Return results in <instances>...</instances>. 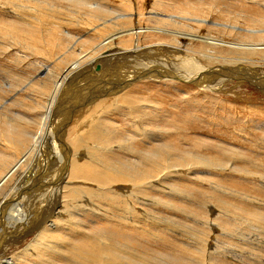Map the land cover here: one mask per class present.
<instances>
[{
    "label": "rangeland",
    "instance_id": "obj_1",
    "mask_svg": "<svg viewBox=\"0 0 264 264\" xmlns=\"http://www.w3.org/2000/svg\"><path fill=\"white\" fill-rule=\"evenodd\" d=\"M123 12L134 13L135 17L132 20H125L124 25L123 23L119 26L112 25V20L118 19L120 15H127ZM45 13L48 15L46 16ZM16 26H22L24 31L27 30L24 34H18L13 30L17 28ZM122 26L155 30V34L143 32L138 35L139 44L143 47L161 42L172 45L171 36L162 34L159 36L157 32V30H169L178 34L175 45L184 48L183 51L178 50L172 55L160 51L158 56L141 57L136 64L133 63L135 67L140 66L139 62L148 63L153 59V62L157 63L161 59L164 61V55L169 57V59L166 58L167 61H172L174 57L182 54L180 59L212 68L219 63L216 60H208L200 56L201 54L213 53L215 56H224L226 53H231L230 58L243 59L246 56L239 55L240 51L229 48L232 47L229 44H264V0H131L128 2L124 0H0V29L13 28L5 38L0 37V129L5 130L6 123H9L32 137L36 135L39 131L37 120L46 112L45 106L52 94L56 77L62 75L71 66L70 64L76 61L79 53H86L92 48V44H98L100 40L102 41L101 38L113 34ZM32 30L33 32L36 30L34 33L39 31L37 33L40 38L38 47L49 48L51 54L44 56L42 50L32 51L27 47V40L32 42ZM64 31L70 32V39L64 37ZM189 35H197L202 40L206 38L217 40L221 46L208 44L202 40V42L190 40ZM131 41L128 42L125 37L117 40L116 51L133 48L136 38ZM211 46H214V50L209 49ZM235 51L238 53L235 54ZM103 52L99 53L95 50L94 54L88 55L91 60L82 61L81 70L73 72L71 78L65 82L66 88L59 94L58 101L61 102L59 104H62L63 97L67 95L66 97L70 98L73 94L72 100H67L62 106L66 104L67 107L73 106V109L77 106L78 109L83 108L85 111L83 100L88 99L90 94L94 95L96 85V82L90 81L96 79V76L92 74L100 73L102 69L100 61L92 63V60L101 58ZM183 52L187 55L184 56ZM246 59H249L248 64L255 65L253 68L261 67V71L257 73L263 74L264 77V62L249 57ZM115 60L118 61V59ZM115 60L112 63L116 64ZM220 62L225 61L223 59ZM125 63L126 61L118 63L120 67L116 73L120 76H123L120 73L126 72V68L122 67L126 66ZM173 63H176L175 60ZM216 68L214 67V70ZM110 69L111 66L109 71ZM233 70L238 76H248L241 69ZM169 78L175 82L159 83V79L150 77V81L133 85L134 87L127 93L128 97L133 98L132 101L142 103L154 110L147 120L148 126L161 128L164 131L163 137L158 139L145 137L142 130L135 133L136 136L133 135V137L138 139L139 152L146 149L142 153L147 154L155 149L153 146L171 144L176 152L171 153L173 156L192 153L213 160L223 167L229 164L228 160L234 159L233 162L236 163L234 166L239 171L235 174H227L230 170L226 173L221 171V173L212 169L208 174L207 168H196L195 170L204 173L189 177L185 170L172 180L169 188L165 189V185L157 184L158 189L147 192L145 198L146 201L155 199L157 203H161L158 208L146 209L150 226L149 223L142 224L141 220L136 218L137 216L133 224L134 228L126 227L123 221L117 225L114 220L125 218L126 213L112 207L115 200L99 201L96 203L97 206L110 205L100 207L105 213L102 210V213L93 215L87 208L88 211L79 212L77 215V219L85 226L87 233L85 235L88 240L83 239L80 234L75 235L69 232L66 233L67 237H64L60 232L58 233L62 235L65 243L82 253L88 252L87 249L95 238L96 241L102 240L107 245L130 249L131 253L134 252L132 254L148 258L149 262L154 264H162V260L164 264H264V226L253 218V216L264 218V90L258 86L253 87L246 81L242 87H239L242 90H239L240 95H237L236 89L239 82L234 80V82L229 81L233 84L230 85L229 82L226 84H229V87H236L235 90L229 89L234 92L232 95L229 92L200 90L190 83L179 82L175 74ZM216 78L223 80L224 83L229 80L221 76ZM254 79L257 81L256 78ZM262 86L264 87V84ZM72 90L77 91L73 93ZM79 90L81 92L85 90V92L79 93ZM81 94L85 97H81ZM89 108L86 114L84 111L79 112L78 119H75L72 127L70 126L71 129L69 130L70 127L67 129L70 131L67 139L73 148L78 150V147L84 146L86 133L83 131L89 129L90 125L94 127L92 125L94 123L91 124V122H95V114L101 112V108H107V111L101 113L106 120H100L99 127L108 128L109 125H115L114 129L108 130L110 137L117 138L114 143L124 141L131 136L132 131L126 125L124 117L111 113L112 109L106 103L97 109L94 106ZM58 121L59 119L56 118L55 122ZM61 124L59 121L55 129L60 130ZM139 124L143 126L141 121ZM73 137L79 140L78 143ZM89 142L92 145L97 143L93 139ZM118 153L119 155L115 157H109L110 159L104 157L101 160H105L103 162L108 165L122 160L123 163L128 161L121 151ZM12 154L10 145L0 138V172L8 170L6 162H15L16 158L18 160L21 158L20 154L14 158ZM51 158L48 151L33 153V158L27 162L26 167L3 187L0 199L5 197L7 200L12 199L15 194L13 187L17 186V190L21 193L18 200L22 199L24 204L28 201H32V204L44 202L43 206L38 208L39 210L34 209V214L26 213V215L32 220H35L33 216H42L48 209L46 206L50 198L48 194L52 195L57 184L56 171L57 169L60 173L62 171L59 166V156ZM11 203L12 200L6 204V209L8 208L7 211H9L7 213L11 211ZM14 206L13 210H15ZM138 207L140 208L136 206ZM8 227L12 233L10 225ZM1 234L2 231L0 236ZM69 236L72 237L68 238ZM11 239L8 237L4 243L6 246L13 245L8 249L12 260L21 261L20 264H40L39 261L27 262L28 259L23 258L22 254L24 246L16 245L18 238L15 242ZM28 241L27 239V243Z\"/></svg>",
    "mask_w": 264,
    "mask_h": 264
},
{
    "label": "bare ground",
    "instance_id": "obj_2",
    "mask_svg": "<svg viewBox=\"0 0 264 264\" xmlns=\"http://www.w3.org/2000/svg\"><path fill=\"white\" fill-rule=\"evenodd\" d=\"M124 1L128 2L131 0H124ZM124 14L127 15H120L118 19H115L114 21L112 20L111 24L119 26L120 23H123L122 25H124L125 20L127 21L132 20V18L135 17L134 13L133 14L124 13ZM47 15L48 14H46V16ZM34 18L32 20H34ZM27 21L25 22L27 23ZM35 26H37V24ZM105 26L107 27V25ZM16 27L15 28L17 30L13 29L12 27H10L8 30L6 27H4V29H0L1 39L3 37L5 38L8 35L9 31H11L12 29L18 34H24L25 31L27 30L26 29L24 31V28L22 26H16ZM28 27L30 28L29 25ZM129 27L122 26L119 30L117 29L113 34L101 38L102 41L101 40L99 42L97 41L98 44L97 43L92 44L91 49H88L84 54H82V52L79 53L77 58L75 57L76 61L71 63L70 64L71 66L68 69L65 68L66 70L62 75H58L56 77V80L53 82L54 88H52V92H51L52 94H50L51 96L49 98V101L45 106L46 112L42 116V118L37 120L39 123L38 125L39 131L36 133V135L32 137L30 134L24 133L23 132L24 130L21 131V129L19 130V128H16L14 125L9 123H6L5 130L0 129V133H1L0 138L2 139L3 142L10 145V149L13 151L12 154L13 158L16 157L17 154H20L21 156L19 160L16 158L15 162L12 161L14 159H10L12 161L11 163H13L12 165L11 163L6 162L5 165L6 167L8 165L7 167L8 170H6V172L4 171L5 173L2 171L0 172V192L2 191L3 187L6 184H8V182L13 177L18 175L23 170V168L26 167V165L28 164L27 162H30L32 160L33 153L35 152L38 153L39 151V153H42L43 151H48L52 158L59 156L58 158L59 166L62 170L61 173L58 171V169H57L58 172L56 171L57 175L55 177L57 184L55 185L52 195L48 194V196H50V198H48V202L46 203L48 209L43 214L44 216L42 215L43 217L42 216L38 217V215L36 217L33 216L35 220H32L28 215H26V213H28L29 215H31L32 213L34 214L33 212L34 209H38L40 206H43L44 202L40 201L37 202L36 204H32V201L31 202L28 201L26 204H24L22 202V199L18 200L21 196V193L17 190V186L16 188L13 187L14 188L13 192L15 191L14 192L15 194L13 195L12 199L7 200L6 197L0 199V219H1L0 229L2 231V234L0 236V264L21 263V261L16 262L15 260H12L11 257H9L10 251L8 253V249H10L9 246H13V245L9 244L8 246H6V243H4L5 242L4 240H7L8 237L12 238L11 239L12 242H15V239L18 238V243L16 245H18V247L24 246L25 249L22 252V254L24 255L23 258L28 259L27 262L32 260V261H39L40 264L41 263L154 264L149 262L148 258L140 257L137 254H132L134 252L131 253L129 251L130 249L107 245L102 240L96 241L95 238H93L94 241L90 245L89 249H87V247L85 246L86 247L85 249H87L88 252L82 253L81 251L75 250L72 246L68 245V243H65L64 242L65 240L61 236L63 235L64 237H67L66 233L71 232L74 233L75 235L80 234V236L83 237V239H87L85 226L82 224V222L79 219H77V215L79 212L88 211L87 208L91 211L93 215L94 214L98 215V213L101 212L102 210H103L102 212H104V209L100 208L101 206H110L109 204L97 206L96 203H98L99 201L112 202L115 200V202H113L114 204L112 203L113 204L112 207L117 208L120 212L124 211L126 213L125 218L115 219V220L113 219L114 222L117 223V225L118 223L120 224L123 221V224L126 227L134 228L133 224L136 221L135 217L137 216L136 218H139L142 224L149 223L150 226V222L148 221L147 218L149 214L147 213L146 209L149 207L158 208L160 207L161 203H157L158 201L156 202L155 199L146 201L145 198L147 196V192L158 189L157 184L165 185V189H167V187L169 188V184L172 182V180L175 179V177H178V174H182L185 170H186L185 173H187L189 177L204 173L195 170L196 168L197 169L207 168L208 174H210L209 172L212 171V169L219 172L223 171V173H226L227 170H230V172H227V174H235V172L239 171L238 169H236V166H234L236 164L235 162H233L234 159L228 160L229 164L228 165L226 164L227 166L223 167L221 166L220 163H219L220 165H218L213 160H209L204 156L199 157L200 155L197 156V155H193L192 153L183 156H178V155L173 156L171 153L175 154L176 152L174 151L175 148H173L171 144L164 143L153 146L155 147V149L152 150V152H148L147 154L142 153L146 149L139 152L137 148L138 139L136 140L133 137L135 133H138V131L142 130L143 135H145V137L158 139L160 137H163L164 131H162L161 128H151L148 126L149 124L147 120L148 118H150L154 110L146 105H143L142 103L140 104L138 102L132 101L133 98L128 97L127 93L131 88L134 87L133 85L139 82L147 83V81H150L151 80L150 77L159 79L160 80L159 83L169 82V81L175 82L174 80L169 78V76L173 74L178 76L179 82L182 81V83L184 84L190 83L192 85L197 86V88L200 90H205L209 92H218V93L229 92L232 94L234 92H231L232 90L230 91L229 89L232 88L235 90L236 87H232V86L229 87V84L228 85L226 84L229 81L234 82V80L239 82L238 84L236 82V84L238 85V88L236 89L237 95H240L239 90H242V88L239 89V87H242V84L246 81L251 83V86L253 87L258 86L264 90V87L262 86L264 84L263 74L257 73L261 71L260 69L261 67L258 69L253 68L255 65L248 64L247 61H249V59H246V57L247 58L249 57L252 59H260L262 60L261 62H264V44L263 43L248 44V45L229 44L230 46H232L229 48H233L234 50L240 51L239 55L246 56L243 59L234 58V57L230 58L231 53H226L225 55H227V57H224L225 55L215 56V54L213 55V53L201 54L200 56L208 60H216V62L219 63L217 64V66H212V68L210 66L202 65L201 63L196 64L193 62H187L186 59H180L182 58L181 57L182 54L179 53H178L179 56L174 57L172 61L171 60L167 61L166 58L169 59V57L164 55L165 62L163 61V59L161 60L159 59L160 62L157 63V62H153L154 60L153 59L148 63L139 62L140 66L135 67L133 66V63L136 64L141 57H150L151 55L158 56V54H160V51L161 52L163 51L165 54L172 55V54H176L175 52H177L178 50L181 51L184 48L179 47L174 43L177 40L176 38H178L177 33H175L174 31L172 32L169 30H157V29L156 30L157 32H159L158 33L159 36H161L162 34L163 36L172 37L173 46L169 43L161 42V43L153 44L151 46L143 47L139 44L140 37L138 35L143 32H149L148 34H155L154 32L155 30L148 28H146L145 30L144 28L133 29V27L131 28ZM34 32L33 34H31L33 35L31 37L32 42H30L29 40H27L26 42L27 47L32 51H35V49L42 50L44 56L45 54H51L49 48L46 49L45 47L44 48L38 47V43L40 41L38 39L40 38H38L39 34L37 33L39 31L36 33ZM70 35H71L70 32L64 31V37L70 39L71 38ZM17 36L18 35H16V37ZM124 37L127 38L128 42H132L131 40L133 39L134 41L136 38V44L133 45V48L131 49L128 48L125 50L116 51L117 50V48L115 47L116 41ZM189 38L190 40H195V41L197 40L200 42L206 41L208 44H212V45H220V43H218L217 40L211 38H206L205 40H202L199 39V36L197 35H189ZM178 43L179 42H177V44ZM17 44L19 45V43ZM124 46L126 45L124 44ZM213 47L211 46L209 49ZM95 50H97L99 53L103 51L105 52L102 53L101 58L92 60V63L96 61H100L102 69H100L101 70L100 73L92 74L96 76V79H91L90 81L96 82V85L94 86V92H93L94 95L91 96L90 94L88 99L83 100V105H85L84 108H86L85 111L83 108L78 109L77 106L74 109L73 106L67 107L68 105L66 106V104L65 106H62L64 105L63 103L66 102L67 100L71 101L73 95L71 94L70 98H67L66 95L65 98L63 97V99H61V101L63 100L62 104H59L61 103L58 101V99L60 98L59 94L64 88H66L65 82H67L69 78H71L73 72H77L78 70L79 71L81 70L82 61L91 60V58H89L88 55L94 54ZM188 51L191 52L189 48ZM237 51H235L234 53L235 54L238 53ZM185 55L187 54L184 53V56ZM115 59H118V61H116ZM223 59L225 62H220V60ZM114 60L116 64L112 63V61L114 62ZM174 60L176 63H173ZM178 60H180V62ZM120 61H126L125 63L126 66L125 65L122 66L123 68H126V72L125 74L120 73L123 76H120L118 73H116V71H118L117 70L118 67H120L118 65ZM109 66H111L110 71H109ZM214 67L217 68L214 70ZM233 69H241L243 72H246L248 76H238L236 71ZM218 76H221V78L227 77L229 80L224 83L223 80L216 78ZM253 77L256 78L257 81ZM89 84L91 83L89 82ZM231 84L233 83H230V85ZM245 84L243 86H245ZM74 91L73 93H76V91L75 92ZM82 92L80 91L79 93ZM81 97H85V96H82L81 94ZM105 103L112 109L111 113L113 114L117 113L124 117L126 125L132 131L131 136H129L124 141H117L116 143H114L115 142L114 140H116L117 138L114 139L115 137L114 138L110 137L108 130L114 129L115 125L114 124L109 125L108 128L99 127V121L105 119V116L102 115L101 113L107 111V108H101V112L95 114V122H91V124L94 123L92 124L94 125V127H91L90 125L89 129L83 131L84 133H86L84 146L78 147V150L76 148H73V145L70 142H68L67 136L70 133L69 130L71 129L72 124L75 122V119H78L77 117L80 114L79 112L82 113L84 111V114H86L87 108L94 106L97 109L100 108ZM62 117H64L65 119H63ZM56 118H58L59 121L62 123L61 124L62 127L60 130L55 129V125H58L59 123V121L57 123L55 122ZM61 118L63 119L62 121L60 120ZM139 121L143 123L142 126L143 128L140 126ZM68 128L69 130L67 131ZM73 138L78 143L79 140L76 137ZM91 139H93L97 143L92 145L89 142ZM69 141L71 140L69 139ZM49 145H51V147ZM124 145H126V147ZM120 151L121 154L124 156V158L127 159L128 161H124L123 163L122 160V161H118L117 163H111L110 165H108L104 163L105 160H103L104 162L101 160V158L104 157L105 158L107 157V159L109 157L111 158L112 156L115 157L119 155L118 152ZM178 153L179 152L177 151V154ZM5 168H3V170ZM9 198H11V196ZM11 200H12V203L10 204L12 205L10 208L11 211L10 213H7L9 211H7L8 208L6 209V204L8 202H11ZM14 201H16L15 204H13ZM13 206L15 210H13ZM136 206H140V208L139 207L136 208ZM44 209H46L45 206ZM95 212H97V214ZM262 217L253 216V218L256 220L257 223L260 222L261 225L264 226V218ZM151 224H153V222H151ZM5 225L7 228L5 227ZM8 225H10V229H12L13 231L12 233H10V230L8 229L9 228ZM58 232H60L62 235ZM70 237L72 236H69L68 238ZM27 239L29 240L28 243H27ZM78 239L80 240V238ZM162 261L164 262V260ZM163 262L162 264L165 263Z\"/></svg>",
    "mask_w": 264,
    "mask_h": 264
},
{
    "label": "water",
    "instance_id": "obj_3",
    "mask_svg": "<svg viewBox=\"0 0 264 264\" xmlns=\"http://www.w3.org/2000/svg\"><path fill=\"white\" fill-rule=\"evenodd\" d=\"M98 70H99V68H98Z\"/></svg>",
    "mask_w": 264,
    "mask_h": 264
}]
</instances>
